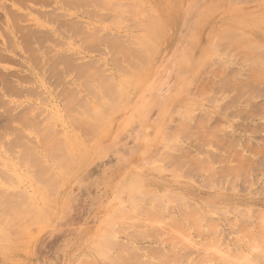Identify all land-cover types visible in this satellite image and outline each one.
<instances>
[{
    "label": "rangeland",
    "instance_id": "1",
    "mask_svg": "<svg viewBox=\"0 0 264 264\" xmlns=\"http://www.w3.org/2000/svg\"><path fill=\"white\" fill-rule=\"evenodd\" d=\"M235 1L0 0V264H264V0Z\"/></svg>",
    "mask_w": 264,
    "mask_h": 264
},
{
    "label": "bare ground",
    "instance_id": "2",
    "mask_svg": "<svg viewBox=\"0 0 264 264\" xmlns=\"http://www.w3.org/2000/svg\"><path fill=\"white\" fill-rule=\"evenodd\" d=\"M231 1H233V3H234L235 0H231ZM236 1H237V0H236ZM236 1H235V2H236ZM238 1H240V0H238ZM247 1H248V0H247ZM79 2H80V1H79ZM100 2H101V1H100ZM240 2H241V1H240ZM250 2H253V1H250ZM230 3H231V2H230ZM112 4H114V0H113V3H112ZM231 4H232V3H231ZM234 4H235V3H234ZM237 4H240V3L237 2ZM243 4H244V3H243ZM94 5H95V4H94ZM97 5L99 6V4H97ZM98 6H97V7H98ZM179 6H180V5H179ZM94 9H95V8H94ZM122 9H123V8H122ZM166 10H167V9H166ZM132 11H133V10H132ZM227 11H229V10H227ZM243 11H244V10H243ZM257 11H258V10H257ZM200 12H201V11H200ZM229 12H230V11H229ZM229 12H228V13H229ZM138 13H139V12H137V14H138ZM121 15H122V13H121ZM138 15H140V14H138ZM237 15H238V14H237ZM118 16H119V15H118ZM140 16H141V15H140ZM232 16H233V15H232ZM134 17H135V16H134ZM155 17H156V16H155ZM225 17H226V16H225ZM135 18H136V17H135ZM139 18H140V17H139ZM201 18H202V17H201ZM209 18H210V17H209ZM233 18H234V17H232V19H230V20L234 21ZM241 18H242V17H241ZM249 18H250V17H248V19H249ZM255 18H256V17H255ZM255 18H254L253 20H256V24H257V23H260L259 21H257V18H256V19H255ZM137 19H138V17H137ZM137 19H136V20H137ZM150 19H152V18H150ZM157 19H158V18H157ZM236 19H237V18H236ZM239 19H240V17H239ZM244 19H245V18H244ZM251 19H252V18H251ZM136 20L134 21L135 23H137ZM155 20H156V19H155ZM242 20H243V19H242ZM245 20H246V19H245ZM253 20H250V21H253ZM138 21H139V20H138ZM148 21H149V19H148ZM151 21H152V20H151ZM156 21H157V20H156ZM238 21H239V20H237V22H238ZM246 21H247V20H246ZM250 21H249V22H250ZM140 22H141V21H140ZM149 22H150V21H149ZM157 22H158V21H157ZM227 22H228V21H227ZM158 23H159V22H158ZM158 23H157V24H158ZM202 23H203V22H202ZM229 23H230V22H229ZM229 23H228V24H229ZM231 23H232V22H231ZM233 23H234V22H233ZM253 23H254V22H253ZM139 24H141V23H139ZM146 24H147V23H146ZM228 24H227V25H228ZM236 24H237V23H236ZM244 24H245V23H244ZM246 24H247V23H246ZM147 25H148V24H147ZM147 25H146V26H147ZM238 25H239V24H238ZM148 26H149L150 28H149ZM148 26H147L146 28H149V30L146 29V31L148 30V31H151V32H154V33H155V32L157 31V29H158L157 27H156L157 29L154 28L155 24H154L153 22H150ZM157 26H160V24L157 25ZM199 26H200V25H199ZM235 26H236V25H235ZM144 27H145V25H144ZM231 27H232V26H231ZM221 28H222V27H221ZM159 29H160V28H159ZM229 29L232 30L230 27H229ZM224 30L228 31V34H229V33H233V32H229V30L226 29V28H224L223 30H220L221 33H222ZM233 30H234V29H233ZM243 30H244V29H243ZM234 31H238V30L235 29ZM239 31H241V30H239ZM239 31H238L237 33H243V32H239ZM159 32H160V31H159ZM159 32H157V33H159ZM160 33H162V32H160ZM160 33H159V34H160ZM218 33H220V32H218ZM224 33L226 34L225 31H224ZM228 34H227V35H228ZM243 34H246V33H243ZM153 35H154V34H153ZM162 35H163V34H162ZM221 35H222V34H221ZM223 35H224V34H223ZM238 35H239V34H238ZM246 35H247V34H246ZM144 36H145V35H144ZM219 36H220V34L217 35V36L215 35V38H216V37H219ZM230 36H231V35H230ZM154 37H156V35H154ZM154 37H153V38H154ZM165 37H166V36H165ZM146 38H147V37H144V41H145ZM150 38H151V37H149V39H150ZM195 38H196V37H195ZM160 39H161V37H160ZM213 39H214V38H213ZM137 40H138V39H137ZM150 40H151L150 42L152 43V38H151ZM138 41H139V40H138ZM138 41H137V42H138ZM148 41H149V40H148ZM148 41H147V42H148ZM161 41L163 42V39H161ZM161 41H160V42H161ZM145 42H146V41H145ZM147 42H146V43H147ZM150 42H149V43H150ZM211 42H212V41H211ZM139 43H140V42H139ZM141 43H142V42H141ZM146 43H144V44L147 45V46L149 47V46H150V45H148L149 43H147V44H146ZM151 43H150V44H151ZM163 43H164V42H163ZM210 44H211V43H210ZM110 45H111V44H110ZM138 45H139V44H138ZM145 45H143V47H144ZM154 45H155V44H154ZM159 45H160V44H159ZM141 47H142V45H141ZM150 47L152 48V45H151ZM157 47H158V46H157ZM259 47H260V46H259ZM263 47H264V46H263ZM146 48H147V47H146ZM151 48H150V49H151ZM257 48H258V47H257ZM143 49H144V48H143ZM150 49H148V50H150ZM138 50H139V49H138ZM158 50H159V49H158ZM142 51H143V50H142ZM144 51H146V49H144ZM154 51H156V49H155ZM146 52H147V51H146ZM149 52H150V51H149ZM142 53H143V52H142ZM142 53H141V54H142ZM157 53H158V51H157ZM143 54H145V52H144ZM155 54H156V53H155ZM137 55H138V54L136 53V56H137ZM146 55H148V53H146ZM150 55H151V53H150ZM156 55H157V54H156ZM151 56H152V55H151ZM151 56H150V57H151ZM145 57L147 58V56H145ZM128 58H129V56H128ZM143 58H144V57H143ZM148 58H149V55H148ZM135 59H136V58H135ZM140 59H141V57H140ZM144 59H145V58H144ZM144 59H142V60H144ZM129 61H130V60H129ZM139 61H141V60H139ZM142 62H143V61H142ZM147 62H148V61H147ZM145 63H146V60H145L144 63H142L143 66H144ZM146 64H147V63H146ZM123 66H124V65H123ZM140 66H141V65H140ZM118 67H119V66H118ZM138 67H139V66H138ZM124 69H125V67H124ZM125 70H126V69H125ZM129 74H130V72H129ZM129 74H128V75H129ZM131 76L133 77V75H131ZM135 76H136L135 78H138V75H137V74H136ZM129 77H130V76H129ZM177 77H178V76H177ZM135 78H134V79H135ZM142 78H143V76H142ZM142 78H141V79H142ZM124 79H125V78H124ZM130 79H132V78H130ZM108 81H109V80H108ZM122 81H123V80H122ZM126 81H127V79H125V83H124V84H125V85H128ZM132 81H133V80H132ZM135 81H136V80H135ZM130 82H131V81H130ZM130 82H129V84H130ZM139 82H140V81H139ZM133 83H134V82H133ZM193 83H194V82H193ZM132 85H133V84H132ZM133 86H134V85H133ZM126 87H127V86H126ZM123 88H124V87H123ZM129 88H131V87H129ZM134 88H136V87L134 86ZM134 88H133V89H134ZM127 89H128V88H127ZM189 89H190V88H189ZM189 89H188V90H189ZM116 90H118V89H116ZM116 90H114V91H116ZM124 90H125V88H124ZM131 90H132V89H131ZM188 90H187V91H188ZM118 91H119V90H118ZM118 91H117V92H118ZM133 91H134V90H133ZM134 92H135V91H134ZM118 93H120V91H119ZM121 93L124 94L125 92L122 90ZM132 93H133V92H132ZM189 93H190V92H189ZM125 94H126V93H125ZM116 95H118V94H116ZM116 95H115V96H116ZM127 95H129V94L127 93ZM189 95H190V94H189ZM123 96H124V95H123ZM118 97H119V96H118ZM124 98H125V97H123V99H124ZM128 98H129V97H128ZM186 98H187V97H186ZM117 99H118V98H117ZM126 99H127V98H126ZM121 101H123V100L121 99ZM124 101H126V100H124ZM129 101H130V99H129ZM129 101H127V102H129ZM108 104H109V103H108ZM112 104H113V103H112ZM116 105H119V103H117ZM109 106H110V105H109ZM121 106H122V104H121L120 106H117V108H115V109H116V110H117V109L120 110L118 107L121 108ZM183 107H184V105H183ZM191 107H192V106H191ZM112 108H113V107H112ZM181 108H182V107H181ZM182 109H183V108H182ZM112 110H114V109H112ZM116 110H115V112H116ZM118 110H117V111H118ZM179 110H180V109H179ZM191 110H192V109H191ZM176 111H177V110H176ZM180 112H181V111H180ZM111 114H112V113H111ZM113 114H114V113H113ZM156 114H157V112H156ZM183 114H184V113H183ZM196 114H197V113H196ZM111 116H112V115H111ZM156 116H157V115H156ZM170 116H171V115H170ZM188 116H189V115H188ZM160 117H161V116H160ZM184 117H185V116H184ZM186 117H187V115H186ZM159 119H160V118H159ZM187 119H188V118H187ZM189 119H190V118H189ZM195 119H196V118H195ZM197 119H198V118H197ZM156 120H157V119H156ZM168 120H169V119H168ZM170 120H172V119H170ZM190 120H192V119H190ZM89 121H90V120H89ZM129 122H130V121L128 120V122H126L125 126H127V125L129 124ZM88 123H89V122H88ZM96 123H97V122H96ZM171 123H172V122H171ZM51 125H52V124H51ZM164 125H165V124H164ZM169 125H170V123H169ZM169 125H167V126H169ZM47 126H48V125H47ZM86 126H87V125H86ZM95 126H96V124H95ZM97 126H98V124H97ZM131 126H132V125H131ZM50 127H51V126H50ZM50 127H48V128H50ZM129 128H131V127H128L125 131L133 132V131H131L132 129L129 130ZM163 128H164V129H163ZM163 128H162L163 130H166L165 127H163ZM51 129H52V128H50V130H51ZM48 130H49V129H48ZM53 130H54V129H53ZM167 130H169V127L167 128ZM161 131H162V130H161ZM52 132H53V131H51L50 133H52ZM137 132H138V131H137ZM168 132H169V131H168ZM53 133L57 134L55 131H54ZM53 133H52V134H53ZM159 133H160V132H159ZM163 133L166 134V132H163ZM46 134H47V133H46ZM52 134H51V135H52ZM125 134H126V133H125ZM150 134H151V133H150ZM167 134H168V133H167ZM49 135H50V134H49ZM163 135H164V134H163ZM44 136H45V135H44ZM46 136H47V135H46ZM160 136H162V134H160ZM42 137H43V136H42ZM48 137H50V136H48ZM168 137H170V136L168 135ZM39 138H40V137H39ZM50 138L52 139V137H50ZM50 138H47V139H50ZM55 138H56V137L54 136L53 139H55ZM119 138H120V137H119ZM161 138H162V137H161ZM161 138H160V140H161ZM44 139H46V137H44ZM56 139H57V138H56ZM72 139H74V138H72ZM163 139H164V138H163ZM165 140H168V139L165 138ZM39 141H41V138L39 139ZM46 141L48 142V140H46ZM46 141H43V142H46ZM54 141H55V140H54ZM57 141H58V140H57ZM57 141H56V143H58ZM154 141H155V140H154ZM163 141H164V140H163ZM41 142H42V141H41ZM51 143H53V142H51ZM60 143H61V142H60ZM71 143H72V142H71ZM76 143H77V142H76ZM119 143H120V142H119ZM155 143H156V142H155ZM159 143H160V142H159ZM159 143H156V144H159ZM38 144H39V143H38ZM45 144H46V143H45ZM47 144H49V143H47ZM47 144H46V145H47ZM42 145H43V144H42ZM55 145H56V144H54L52 147H54ZM75 145H76V144H75ZM40 146H41V145H40ZM40 146H39V147H40ZM43 147H44V148H47V146H42V148H43ZM75 147H77V146H75ZM42 148H41V149H42ZM48 148H50V147H48ZM56 148H57V147H56ZM56 148H55V149H56ZM59 148H61L60 145H59ZM150 148H151V147H149V149H150ZM51 149H52V148H51ZM57 150H58V149H57ZM57 150H55V151L58 152ZM152 150H153V152H154V151H155V148L152 149ZM48 151H49V149H48ZM48 151H47V153H48ZM53 151H54V150H53ZM59 151H60V150H59ZM148 151H149V150H148ZM148 151H147V152H148ZM84 152H85V149H84ZM153 152H152V153H153ZM44 153H46V152L44 151ZM148 153H149V152H148ZM48 154H49V153H48ZM53 154H54V153H53ZM56 154H57V153H56ZM68 154H69V153H68ZM142 154H143V153H142ZM142 154H141V155H142ZM54 155H55V154H54ZM54 155H51V158H52V156H54ZM69 155H70V154H69ZM145 155H146V154H145ZM150 155H151V154H150ZM150 155H149V156H150ZM58 156H59V155H58ZM88 156H89V155H88ZM56 157H57V156H56ZM37 158H38V157H37ZM73 158H74V157H73ZM144 158H147V157H144ZM144 158H143V159H144ZM150 158H151V156H150ZM79 159H80V158H79ZM81 159H82V158H81ZM86 159H88V158H86ZM74 160H75V159H74ZM84 160H85V159H84ZM35 161H37V160H35ZM38 161H39V160H38ZM41 161H42V160H41ZM41 161H40V162H41ZM75 161H76V160H75ZM78 161H79V160H78ZM21 162H22V161H21ZM70 162H71V161H70ZM79 162H81V163H79V165L81 164V166L79 167V165H78L77 169L80 170V169H82V168L86 165L85 163H87L88 161H87V162L85 161L84 163H82V160H81V161H79ZM18 163H19V162H18ZM61 163H62V162H61ZM71 163H72V162H71ZM34 164H35V163H34ZM36 164H38V163H36ZM67 164H69V163H67ZM84 164H85V165H84ZM142 164H143V163H142ZM29 165H30V164H29ZM76 165H77V164H76ZM139 165H141V164H139ZM32 166H33V165H32ZM136 166H137V165H136ZM136 166H135V167H136ZM39 167L41 168L40 165H39ZM39 167H38V168H39ZM55 167H56V166H55ZM58 167H59V166H58ZM61 167H62V166H61ZM71 167H72V166H71ZM135 167H134V168H135ZM21 168H22V167H21ZM31 168H32V167H31ZM31 168H30V169L28 168V169H29L30 171L36 169V167H35V169H34V168L31 169ZM64 168H65V167H64ZM66 168L69 169L70 167H66ZM134 168H133V169H134ZM44 169H45V168H44ZM77 169H76V170H77ZM26 170H27V169H26ZM29 170H27V171H29ZM47 170H48V169H47ZM136 170H137V168H136ZM155 170H156V169H155ZM40 171H41V170H40ZM61 171H62V169H61ZM61 171H60V173H61ZM69 172H70V171H69ZM77 172H79V171H77ZM35 174H36V173H35ZM35 174H33V177L35 176ZM43 174H44V173H43ZM48 174H49V173L47 172V175H48ZM38 175H39V173H38ZM38 175H37V176H38ZM41 175H42V174H41ZM44 175H45V174H44ZM63 175H65V174H63ZM72 175H73V174H72ZM131 176H132V175H131ZM35 177H36V176H35ZM47 177H48V176H47ZM68 177H69V176H68ZM72 177H73V176H72ZM128 177H129V176H128ZM70 178H71V177H70ZM132 179H133V178H132ZM41 180H42V179H41ZM65 180H66V175H65ZM131 181H133V180H131ZM131 181H130V182H131ZM56 182H57V181H56ZM61 182H62V181H61ZM61 182H60V183H61ZM67 182H68V181H67ZM67 182H66V183H67ZM127 182L129 183V186H130V182L128 181V179H127ZM61 184H62V183H61ZM14 185H15V184H14ZM54 185H55V184H54ZM59 185H60V184H59ZM59 185H58V186H59ZM62 186H63V185H62ZM132 186H133V185H132ZM56 187H57V186H56ZM123 187H126V184H125ZM127 187H128V186H127ZM59 188H62V187L59 186ZM59 188H58V191H59ZM136 188H137V187H136ZM51 189H52V188H51ZM53 189H54V188H53ZM138 189H139V187L137 188V190H138ZM119 190L122 191V190H123L122 187H121V189L119 188ZM140 190H141V189H140ZM51 191H52V190H51ZM18 192H19V191H18ZM47 193H48V192H47ZM118 193L121 195L122 192H121V193L118 192ZM5 194H6V193H5ZM9 194H10V195H13L12 193H9ZM50 194H51V192H50ZM50 194H49L48 196H49V197H52V195H50ZM52 194H53V193H52ZM115 194H116V193H115ZM119 194H118V195H119ZM120 195H119V196H120ZM1 196H2V195H1ZM7 196H8V195H7ZM7 196H6V197H7ZM115 196H116V197H114L113 199H115V198H119V196H117V195H115ZM6 197H5V198H6ZM23 197H24V196H23ZM3 198H4V197H3ZM5 198H4V199H5ZM10 198H11V197H10ZM12 198H13V196H12ZM55 198H56V197L54 196V198H52V200L55 199ZM4 199H2V200H4ZM113 199H112L111 201H113ZM10 200H11V199H10ZM14 200H15V199H14ZM21 200H22V199H21ZM25 200H26V198H25ZM55 200H56V199H55ZM15 201H16V200H15ZM17 201H18V200H17ZM2 202H4V201H2ZM16 203H17V202H16ZM11 204L13 205L14 203L11 202ZM3 205H4V204H3ZM54 205H56V204H54ZM121 205H122V203H121ZM3 207L6 208V207H8V206H3ZM17 207H18V206H16V208H17ZM19 207H20V206H19ZM55 207H56V206H55ZM107 207H108V206H107ZM11 208H12V207H11ZM28 208H29V207H28ZM28 208H27V209H28ZM18 209H19V208H18ZM21 209H22V208H21ZM23 209H24V208H23ZM25 209H26V208H25ZM4 210H6V209H4ZM13 210H14V209H13ZM30 210H31V209H30ZM35 210H36V209H35ZM35 210H32V211H35ZM37 210H38V208H37ZM10 211H11V210H9V212H10ZM16 211H17V209H16ZM19 211H20V209H19ZM19 211L17 212L18 214H25V213L28 212V211H27V212L24 211L23 213H22V212L19 213ZM48 211H49V210H48ZM50 211H51V209H50ZM50 211H49V212H50ZM6 212H8V211H6ZM9 212H8V213H9ZM11 212H12V211H11ZM11 212H10V213H11ZM13 212H14V211H13ZM38 212H39V211H38ZM17 213H16V214H17ZM35 213H36V211H35ZM53 213H54V212H53ZM12 214H13V213H12ZM12 214H10L11 217H13ZM18 214H17V215H18ZM32 214H33V213H32ZM37 214H38V213H37ZM39 214H40V213H39ZM40 215H41V214H40ZM49 215H52V213H50ZM54 215H55V213H54ZM54 215L52 216V218L54 217ZM29 216H30V215H29ZM43 216H44V215H43ZM45 216H46V215H45ZM14 217H15V216H14ZM18 217H19V216H18ZM23 217H25V216H23ZM33 217H34V216H33ZM33 217H32V218H33ZM35 217H36V216H35ZM50 217H51V216H50ZM105 217H106V216H105ZM15 219H16V218H15ZM23 219H24V218H23ZM44 219L46 220L45 217H44ZM44 219H43V220H44ZM13 220H14V219H13ZM41 220H42V218H41ZM41 220L38 218V221H39V222H40ZM17 221H18V220H17ZM28 221H29V220H28ZM32 221H33V219H32ZM36 221H37V220H36ZM15 222H16V220H15ZM24 222H25V221H24ZM35 223H38V222H35ZM47 223H48V222H47ZM2 224H3V223H2ZM8 224H9V223H8ZM13 224H14V223H13ZM11 225H12V224H11ZM19 225H20V224H19ZM38 225H39V224H38ZM41 225H42V222H41ZM45 225H46V224H45ZM48 225H49V224H48ZM31 226H32V225H31ZM33 226H34V225H33ZM26 227H27V225H26ZM36 227H37V226H36ZM40 227H41V226H40ZM102 227H103V226H102ZM10 228H11V227H10ZM22 228H23V227H22ZM22 228H21V229H22ZM24 228H25V227H24ZM28 228H29V227H27V229H28ZM7 229H8V228H7ZM15 229H16V228H15ZM21 229H20V230H21ZM12 230H13V229H12ZM12 230H11V231H12ZM17 230H18V229H17ZM22 230H23V229H22ZM28 230H29V229H28ZM11 231H9V232H11ZM14 231H15V230H14ZM105 231L109 232L110 230L108 231V229H107V230H105ZM111 231H112V229H111ZM27 232H28V231H27ZM27 232H26V233H27ZM30 232H31V231H30ZM11 233H12V232H11ZM103 233H105V232H103ZM103 233L101 232V234H103ZM16 234H17V233H16ZM23 234H24V233H23ZM23 234H22V233H21V234L19 233V236H20V235H23ZM107 234H108V233H107ZM110 234H112V233H110ZM11 235H12V234H11ZM108 235H109V234H108ZM108 235H106L107 237L105 236L106 239H107L108 237H111V235H110V236H108ZM13 236H14V235H13ZM16 237H17V236H16ZM22 237H23V236H22ZM103 237H104V236H103ZM97 239H98V238H96V240H97ZM106 239L103 238L102 241H103V240L108 241V240H106ZM110 239H111V238H110ZM110 239H109V240H110ZM21 241H22V240H21ZM25 241H26V240H25ZM25 241H24V242H25ZM99 241H100V240H99ZM22 242H23V241H22ZM22 242H21V244H22ZM24 242H23V243H24ZM29 242H30V241H29ZM96 243H97V242H95V244H96ZM101 243H102V242H101ZM21 244H20V245H21ZM97 244H98V243H97ZM102 244H104V243H102ZM102 244H101V246H102ZM106 244H107V242H106ZM22 245H24V244H22ZM27 246H28V245H27ZM89 246H90V244H89ZM93 246H94V245H93ZM94 247H95V246H94ZM96 247H97V246H96ZM96 247H95V248H96ZM104 247H105V246H104ZM104 247H102V248H104ZM20 248H21V247H20ZM96 249H97V248H96ZM21 250H22V249H21ZM101 250H102V249H101ZM101 250H100V251H101ZM22 251H23V250H22ZM94 252H96V251H94ZM78 259H79V258H78Z\"/></svg>",
    "mask_w": 264,
    "mask_h": 264
},
{
    "label": "crops",
    "instance_id": "3",
    "mask_svg": "<svg viewBox=\"0 0 264 264\" xmlns=\"http://www.w3.org/2000/svg\"><path fill=\"white\" fill-rule=\"evenodd\" d=\"M130 133H132V132H130ZM134 150L135 149H132V151H127L128 152L127 154H130L131 153L133 155Z\"/></svg>",
    "mask_w": 264,
    "mask_h": 264
}]
</instances>
